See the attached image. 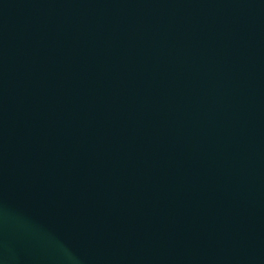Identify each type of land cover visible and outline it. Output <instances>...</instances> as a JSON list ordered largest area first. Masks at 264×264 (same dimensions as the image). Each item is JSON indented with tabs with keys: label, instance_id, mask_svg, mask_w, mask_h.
<instances>
[{
	"label": "water",
	"instance_id": "water-1",
	"mask_svg": "<svg viewBox=\"0 0 264 264\" xmlns=\"http://www.w3.org/2000/svg\"><path fill=\"white\" fill-rule=\"evenodd\" d=\"M0 264H264V0H0Z\"/></svg>",
	"mask_w": 264,
	"mask_h": 264
}]
</instances>
